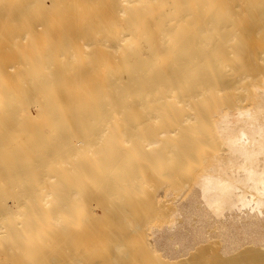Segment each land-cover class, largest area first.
Masks as SVG:
<instances>
[{
  "label": "bare ground",
  "instance_id": "1",
  "mask_svg": "<svg viewBox=\"0 0 264 264\" xmlns=\"http://www.w3.org/2000/svg\"><path fill=\"white\" fill-rule=\"evenodd\" d=\"M254 36H264V0H0V264H64L63 259L66 264H147L144 251L142 254L136 247L118 244L121 240L116 239L115 228L106 235L104 232V238L100 237L106 225V222L100 223V215L104 212L97 219L100 222H96L102 233L95 235L96 239L93 237L95 232L98 233L96 225V231L91 230L94 232L89 235L88 224L93 220L91 214L95 213L91 209L89 212L85 203L78 200L76 203L82 195L79 197L78 193L70 192V188L68 190L63 185L67 181L74 184L81 173L89 172L87 167L78 168L68 163L72 157L75 162L77 155L72 146L84 139L68 144L67 138L79 139L87 126L90 127L85 131L88 137H103V128L113 123L121 125L123 131L120 130L117 139L123 138L124 144L126 137H132L134 127H129L133 129H130V137L129 129L125 132L126 127L122 125L130 120L126 115L135 112L144 115L142 124H134L135 130L140 126L153 130L150 139L141 140L139 131L134 134L137 139L141 138L137 141L134 137L140 146H133L137 143L131 138L133 149L139 147V153L157 145L163 138L167 144L152 154L161 161L164 156L168 161L170 157L176 159L177 169L197 160L192 145L199 140L204 142L205 154H208L189 185L190 191L174 200L173 211L169 210L172 213L170 221L168 217L165 220L167 213L161 211V218L158 215L157 218L164 217L169 222L161 225L163 221L158 218L161 226L153 227L150 223L148 247L162 259L160 262L188 264L191 256L194 260L196 251L213 244L216 249V244L220 252L218 249L214 251L213 246L209 251L211 256H214L212 252H218L220 258L215 256L220 263L225 259L234 260L235 264H264V60H261L264 57L257 58V63L252 62V57L253 64H248L243 61L244 52L236 49L239 37L243 42ZM167 54L172 62L162 69L157 68ZM226 62L232 63L233 67L227 71L228 75L223 76L219 70ZM185 83L193 86L188 92H204H200L201 95L209 90H220L217 86L226 88L225 91L234 88L235 99L227 97L223 107H202L203 110L199 103L202 111L196 116L185 112L180 114L176 109L178 103L190 108L191 98L186 92L180 95L181 99L177 97L176 103L172 99L169 105L156 104L151 96L153 90L165 96ZM196 95L193 93L192 98ZM197 117L199 123L196 126L200 124L201 127L199 136L192 137L198 129L193 133L191 123V136L178 135L180 138L170 140L176 131L173 130L175 126L189 124ZM160 119L159 124H154ZM29 126L35 129L28 130ZM120 147L117 145L116 148ZM120 151H111L115 154L114 165H119ZM155 158L151 162H156ZM87 164L89 166V161ZM126 165L131 172V165ZM151 170H156L155 174L159 171L158 167ZM160 171L163 172L162 168ZM170 171L162 175H168ZM159 174L156 178L162 180ZM115 178L118 181L120 177ZM125 179L120 182H126ZM117 181L108 183L109 188L103 189L104 194L119 186ZM123 186L126 187V183ZM168 188L163 189L166 192ZM172 195L168 198L170 202ZM144 201L142 205L145 207ZM165 201L160 200L166 205ZM153 203L150 201L151 205ZM78 209L80 213L76 212ZM76 214L84 224L80 223L79 231ZM118 217L119 211L105 210L104 219L113 222ZM135 222L129 221L128 227L133 225V230ZM143 229L146 228L143 226ZM78 232L81 233V252L86 253L82 245L86 248L90 244V250L81 255L79 243L74 247L79 252L73 251L72 257L67 252L64 257L63 248L72 249ZM85 234L86 241L89 238L90 242L100 238L104 241L99 240L101 244L98 241L101 246L96 241H87L88 244L84 245L82 237H86ZM129 236L124 235L131 241ZM133 241L139 243L134 237ZM205 252L206 255H202L210 258Z\"/></svg>",
  "mask_w": 264,
  "mask_h": 264
},
{
  "label": "rangeland",
  "instance_id": "2",
  "mask_svg": "<svg viewBox=\"0 0 264 264\" xmlns=\"http://www.w3.org/2000/svg\"><path fill=\"white\" fill-rule=\"evenodd\" d=\"M240 21V20H239ZM33 34V33H32ZM39 34H44V32H40ZM45 34H48V33H45ZM50 34V33H49ZM240 36V35H239ZM253 39V40H252ZM264 36L262 37V36H260V37H256V36H254V38H251V39H249V40H247V39H245V41H241V39H240V37H239V39H237V47H236V49H238L239 51H242V52H244V53H242L243 54V61L244 62H247L248 64H253V63H257L258 62V59L257 58H259V59H261V57H264ZM253 42L255 43V46H253L254 44H253ZM246 43V44H245ZM260 43V44H259ZM263 43V44H262ZM260 46H259V45ZM262 44V45H261ZM244 45V46H243ZM244 48H243V47ZM254 47V48H253ZM255 47H257V48H255ZM263 47V48H262ZM243 48V49H242ZM185 49V48H184ZM189 49V48H188ZM252 49V50H251ZM258 50V51H257ZM261 50V51H260ZM247 51V52H246ZM249 52V53H248ZM253 54V55H252ZM255 54V55H254ZM260 54H261V56H260ZM263 54V55H262ZM247 55V56H246ZM170 55L169 54H167L166 55V57L158 64L159 66L157 67V68H160V69H162L163 67H165L168 63H170V62H172V59H170L171 58V56L169 57ZM249 56H251L250 58H249ZM252 57H253V59H252ZM168 58V59H167ZM256 59H257V62H256ZM253 60V61H252ZM261 60H264V58H262ZM253 63H252V62ZM260 61V60H259ZM165 62V63H164ZM226 64V65H225ZM225 64H223V65H225V66H223L222 65V67L220 68V75H228V72L227 71H229L232 67H233V65H232V63H230V62H226ZM225 67H226V69H225ZM230 67V68H229ZM226 70V71H225ZM225 73V74H224ZM164 81H162V83H163ZM182 83V82H181ZM180 83V84H181ZM205 86H207V85H205ZM181 88V89H180ZM180 88H175V89H173V90H171V93H169V94H166L165 96H166V98H165V96L164 95H162L161 96V94L159 95V93L157 92V91H155V90H153V91H151V96L154 98V100H156V104H159V105H169L170 103H172V101H173V103L175 102V100L176 101H178V98L179 99H181L180 98V95L181 94H184L185 95V92H186V94H189L190 96V104H189V107L190 108H188V107H185V106H183V104H181L180 105V103H178L177 105V107H176V109H178V112L181 114H192V115H198L202 110H203V108L204 109H206L207 107H214V106H220V107H223L225 104H226V102H224L223 103V101L225 100V99H227V97H228V99L230 98L231 100H233V99H235L234 97H235V94H236V92H235V89L234 88H230V89H227L228 91H225L226 90V88L224 89V87H221V86H217V88L218 89H220V90H215L214 89V91L212 92V91H208V92H205V95L203 94V95H201L202 93H204V92H202V91H198V93H195V92H193V91H190V92H188L189 90H191L192 88H193V86H190V84L189 83H185V85L183 86V87H180ZM177 89H179V90H177ZM184 89H185V91H184ZM221 89H222V93L220 92L221 91ZM233 89V91H231ZM177 90V91H176ZM224 90V91H223ZM175 91V92H174ZM217 91V92H216ZM197 92V91H196ZM200 92H202L201 94H200ZM219 92V93H218ZM174 93V94H173ZM192 93V94H191ZM193 93L194 94H198V95H196V97L195 96H193V98H194V101H193V98H192V95H193ZM214 93H216V94H214ZM172 94V95H171ZM200 94V95H199ZM211 94V95H210ZM169 95H171L170 97H169ZM213 95H215V96H213ZM224 95V96H223ZM225 95H226V97H225ZM173 96V97H172ZM188 96V95H187ZM198 96H200V97H198ZM206 96H207V98H206ZM216 96L218 97V98H216ZM230 96H233V97H230ZM156 97H157V99H159L160 101H158L157 99H156ZM177 99H176V98ZM221 97L223 98V99H221ZM162 98H164V99H162ZM168 98V101H166V99ZM171 99V101H169L170 99ZM196 98H198V99H196ZM208 98H210V99H208ZM173 99V100H172ZM199 100V101H198ZM207 101V103L206 102H203V101ZM210 100V101H209ZM212 100V101H211ZM164 101H166V102H164ZM191 102H193V104L191 103ZM176 103V102H175ZM195 103V104H194ZM199 103H200V105H199ZM203 103L204 104H206L205 106L203 105ZM214 103V104H213ZM196 104H197V107H195L196 106ZM208 104V105H207ZM195 105V106H194ZM201 106L200 108L202 109H200L199 108V106ZM213 105V106H212ZM185 107V109L183 108V107ZM192 106H194V110H193V107ZM203 107V108H202ZM206 107V108H205ZM182 108V109H181ZM196 108V109H195ZM183 110V111H182ZM191 110V111H190ZM200 111V112H199ZM185 112V113H184ZM197 112H198V114H197ZM139 114V113H138ZM136 112L134 113V115H126V117L127 118H129L130 120H129V122L128 123H126V124H124V125H122L123 126V128H125L126 127V129H124V131L126 132V130L128 131V129H129V133H128V136H132L133 138L135 137H137V136H135L134 134L136 133V132H138L139 131V133L142 135V138L143 139H141V138H138L139 140L141 139V140H145V139H150L151 137H152V135H153V130H152V128H150V127H145V126H140V128H139V126L138 127H136V128H139V130H135V126H136V124L138 125H140V124H142V122L144 121V115L143 114H140V115H138ZM132 116H133V118H132ZM135 118V119H134ZM194 119V118H193ZM160 121H161V119L160 120H157V121H155L154 122V124H156V122H157V124H159L160 123ZM192 121V120H191ZM196 121V122H195ZM195 121L193 120L192 122H189V124H188V122L186 123V124H184V125H181L180 127H174V129L173 130H176V131H174V134L172 135V137H171V139L170 140H173L174 138V141L176 140V139H178V138H180V137H182V135L183 136H185V134L186 135H192L197 129V131L195 132V134H193L192 135V137L193 136H199L200 134H199V129H201V127L199 128V126H200V124H198V126H196L197 125V123H199L198 121H199V119H198V117L197 118H195ZM196 124H195V123ZM191 123H193L192 125L193 126H191V127H193V133H190V132H192V129L189 127L190 126V124ZM134 124H135V126H134ZM195 124V125H194ZM126 125V126H125ZM131 125H133V126H131ZM186 125L188 126V127H186ZM119 126V127H118ZM131 126V128L132 127H134L133 129H131V128H129ZM106 127V126H105ZM128 127V128H127ZM144 127H145V129H144ZM88 128H90V127H85L84 128V130H82L83 131V134L81 135V137L79 138V139H77V138H73V139H71V138H67V141H68V144H74V143H76V142H78L81 138L82 139H84L82 142H79L80 143V145H79V143H76V144H74L72 147H75V150H76V156H75V162H74V158L72 157V158H70V160L68 161V163H70L71 165H74L75 164V166L76 167H78V168H81L82 166L83 167H87L88 169H89V172L86 174H80V176H79V179L77 180V182L76 183H71V181H67V182H65V184H63V185H65V187H67L68 188V190H69V188H70V192H75V193H78V195H79V197L81 198V199H79L78 198V195H77V198L78 199H76V203H78L77 202V200L78 201H81V202H83V203H85V205H86V209H87V207H88V209H89V212H90V209H91V211L92 212H94L95 214H91V216H92V218H93V220H90L91 221V223H89L87 226H88V230H87V233L89 234V235H91V234H93V232L94 231H96L95 230V227L94 226H96L97 225V223H98V221L99 220H97L98 218H99V215L101 214V213H105V210H106V212L109 210V211H115L116 213L119 211V217H118V219L117 220H115V221H111V220H107L106 218L104 219V213L102 214V215H100L101 216V222L100 223H105L106 222V225L104 224V228H102V231H103V229H104V231H103V233H102V231H100L99 232V230H101V228H99V230H98V227H101L100 225H97L96 226V229L98 230V233H94V236L93 237H95V239L97 238V236H95V235H97V234H101V236L100 237H102V238H104L105 236H104V232H105V235L107 234V232L108 233H110L109 231H111L113 228H115V229H113V230H116L115 232H117L118 233V235H116V239L117 240H121L118 244H122L123 246H126V247H133V248H135L136 247V249L137 250H139L142 254H143V252L142 251H144V254H143V256H145V258H146V260H145V262L147 263V264H155V262H156V264H164V261H162V262H160L162 259L158 256V255H156V253L155 252H153V250L150 248V246L148 247V245H150L149 244V240H148V231H149V229L153 226V227H159V226H161V225H163V223L164 222H166V223H164V225H166L169 221H170V216L172 215V213L171 212H169V210H171L172 209V204H173V202H174V200L175 199H180L179 197L181 196V197H184L185 195L183 194V193H188V191H190V183H193V180H194V177L195 176H197V169H198V167L200 166V165H202L204 162H205V160L207 159V157H208V154H205L206 152H205V145H204V142H202L201 140H199V141H197V142H195L194 143V145H192V148H193V150H196V153H195V155H194V157H196L195 158V160L196 161H193V163H189L188 165H186L185 166V168H183L182 167V169H177L176 168V163H175V160L174 159H171V157L169 158V161H168V158L166 157V156H164L165 157V159L163 160V161H161L160 159L159 160H157V156H154L152 153H157L158 151H161V148H163V146H165L167 143H165L166 141H164V139L162 138H160V140H159V142H160V144H159V142L157 143V145L155 144V145H152L150 148L148 147V148H146V149H144V150H142L140 153L138 152V149H139V147H136V150L135 149H133L134 147L133 146H135V145H139L140 146V144H138L136 141H135V138L133 139L131 136V138L134 140V142L135 143H137V144H133L134 142L132 141V142H130L132 139L131 138H125V139H127V141L129 140V143H127V141L126 142H124V144L122 143V140L121 139H123V138H121V139H117V136L119 135V132H120V130L121 131H123V129L121 128V125H115V124H113V123H111V124H109V125H107V128H103V129H105V130H103V129H101V130H103V137H98L97 138V136L94 138V137H88L89 135H88V133H86L85 131H87V129ZM114 128H115V132H113L114 131ZM121 128V129H120ZM188 128H190V129H188ZM28 130H33V129H35V128H33L32 126H29L28 128H27ZM98 129V128H97ZM130 129H131V131H130ZM180 129H181V131H180ZM90 130H94V129H90ZM112 130V131H111ZM144 130V131H143ZM190 130V131H189ZM105 131V132H104ZM135 131V132H134ZM130 132H131V134H130ZM143 134H142V133ZM145 132V133H144ZM186 132V133H185ZM117 133V134H116ZM130 134V135H129ZM138 134V133H137ZM136 134V135H137ZM197 134V135H196ZM102 135V134H101ZM141 135L139 136L138 135V137H141ZM144 135L146 136V137H144ZM177 135V136H176ZM178 135H180V137L178 136ZM85 137V138H84ZM108 138V139H107ZM94 139H97L98 141H99V139H100V142H98L97 140H95L94 141ZM103 139V140H102ZM110 139H111V141H110ZM137 139V138H136ZM138 139H137V141H138ZM116 140H118L117 142H115ZM140 140V141H141ZM94 141V142H93ZM97 141V142H96ZM102 141V142H101ZM106 141H108L107 143H104V142H106ZM170 142H172V141H170ZM84 143V144H83ZM86 143L88 144V145H86ZM91 143H93L92 144V146L90 147L89 145L91 144ZM96 143V144H95ZM121 143V144H120ZM129 144V145H127V144ZM163 143V144H162ZM100 144V145H99ZM106 145V147H105V145ZM132 144H133V146H132ZM165 144V145H164ZM201 144V145H200ZM85 145V146H84ZM96 145V146H95ZM111 145V146H110ZM115 145H116V147H117V145H118V147L119 146H121L120 148H116L115 147ZM127 147H126V146ZM161 145H163V146H161ZM190 145V146H191ZM80 148H78V147ZM88 146L91 148V150H90V148L88 149ZM94 146V147H93ZM198 146V147H197ZM105 147V148H104ZM110 147V149H108V150H106L107 148H109ZM156 147H158V148H156ZM214 147V146H213ZM126 148V149H125ZM132 148V150H130ZM215 148V147H214ZM79 149V150H78ZM88 149V150H87ZM115 149H120L121 151H120V155L121 156H119V160H118V162H119V165L117 164V165H114L113 163H115L116 161L114 160V155L115 154H113L111 151H114ZM128 150H130V152H128ZM135 150V151H134ZM87 151H89V152H91L90 154L89 153H87ZM101 151H103V152H101ZM108 151V152H107ZM109 151H110V153L111 154H109ZM149 151V152H148ZM79 152V153H78ZM83 152H84V154H83ZM85 152H86V156H85ZM93 152V153H92ZM100 152V153H99ZM108 154H107V153ZM136 152H138V153H136ZM126 153H128V154H126ZM129 153H131V155L129 154ZM133 153L134 154H136V155H134L133 156ZM146 153V154H145ZM151 153V154H150ZM126 154V155H125ZM138 154V155H137ZM93 156V157H91V159H89V160H87L88 158H90V156ZM97 155V156H96ZM112 156H113V158H112ZM125 156V157H124ZM80 157V158H79ZM95 157V158H94ZM121 157V158H120ZM123 157V158H122ZM132 157H137V158H132ZM156 157V158H155ZM163 157V158H164ZM169 157V156H168ZM94 158V159H93ZM139 158V159H138ZM149 158V159H148ZM153 158V159H152ZM154 158H155V161L157 162V164H156V162H151V160H153L154 161ZM167 158V159H166ZM81 159V160H80ZM86 159V160H85ZM147 159V160H146ZM94 160H95V162H94ZM146 160V161H145ZM168 161L169 163H167L166 161ZM88 161H89V166H88ZM151 163H153V165H151V167H150V162ZM85 162H86V164H85ZM148 162H149V164H148ZM160 164H159V163ZM166 162V163H165ZM84 163V164H83ZM95 163V164H94ZM136 163V164H135ZM164 163V164H163ZM81 164V165H80ZM94 164V165H93ZM126 164H129V165H131V167H132V170H131V172H128V169H127V165ZM135 164V165H134ZM170 164V165H169ZM192 164H193V166H192ZM65 164H63L62 165V167L64 168V169H66L67 168V166H64ZM87 165V166H86ZM92 165H93V167H94V169L92 168ZM144 165H147V166H145V168H143V170H141L140 169V167L141 166H143L144 167ZM160 165V166H159ZM172 165V166H171ZM112 166H114V167H112ZM123 166H126V168H124ZM137 166H139V167H137ZM162 166V167H161ZM164 166V167H163ZM165 166H166V168H165ZM188 166V167H187ZM191 166V167H190ZM110 167H111V169H110ZM137 168V169H135V168ZM154 167H156V169H157V167H158V170L159 171H157V174H158V172L160 173L159 175L163 178L162 180H164L165 182H166V184H163V181L161 180V178L159 177H157L156 178V176H157V174H155L156 172V170L154 171V170H151V168L152 169H154ZM162 168V171L163 172H161L160 171V169ZM170 167H171V169H170ZM173 167H175V168H173ZM196 167V168H195ZM74 168V167H73ZM90 168H92L91 170H90ZM121 168H123V169H121ZM142 168V167H141ZM147 168V169H146ZM164 168V169H163ZM110 169V170H109ZM125 169H127V171H125ZM146 169V170H145ZM169 169V170H168ZM175 170V174H172L173 172H174V170ZM62 171H63V169H61ZM76 170H78L77 168H76ZM124 170V171H123ZM166 170V171H165ZM171 170V171H170ZM173 170V171H172ZM178 170H179V172H178ZM79 171H80V169H79ZM110 171V172H109ZM122 171V172H121ZM167 171H170L169 173H168V175H166L167 174ZM177 171V172H176ZM81 172V171H80ZM126 172H128V174L126 175H124V174H122V173H126ZM154 172V173H153ZM190 173L189 175H188V173ZM192 172V173H191ZM108 173H109V176H108ZM148 173V174H147ZM163 173H166L164 176L162 175ZM180 173V174H179ZM63 174V173H62ZM117 174H118V176L121 178L122 176L124 177L123 178V180L122 179H118V176H117ZM120 174H122V175H120ZM155 175V176H154ZM170 175V176H169ZM173 175H175V176H173ZM181 175H183V176H181ZM64 176V175H63ZM62 176V177H63ZM107 176H108V178H107ZM153 176V177H152ZM187 176V177H186ZM115 177H117V179H118V181L116 180V178ZM125 177L127 178V179H125ZM138 177L140 178V180H138ZM145 177V179H147V180H143V178ZM106 178H107V180H106ZM156 178V179H155ZM124 179H125V181L126 182H124V183H126V187L125 186H123L124 185V183L123 182H120V181H124ZM157 179H159V181L157 180ZM174 179V180H173ZM193 179V180H192ZM86 180V181H85ZM133 180V181H132ZM135 180L137 181L136 182V184L134 183L135 182ZM167 180V181H166ZM171 180V181H170ZM184 180V181H183ZM95 181H96V183H95ZM116 181H117V183L119 184V186H117V187H119L121 190H119V188H117V187H115V188H113L112 190L113 191H111L110 193H105L104 194V192L105 191H103V189L105 188V187H107V188H109L108 187V183H113V182H115L116 183ZM154 181V182H153ZM169 181V182H168ZM192 181V182H191ZM64 182H62V183H64ZM80 182L81 183H83V186L80 184ZM130 182V183H129ZM150 182V183H149ZM155 182H156V184H155ZM171 182V183H170ZM61 183V184H62ZM132 183H133V185H132ZM169 183V186H167V184ZM175 183H177V184H175ZM184 183V184H183ZM129 184H131V185H129ZM159 184V187H157V185ZM173 186H172V185ZM63 185H61V187L62 188H65V187H63ZM67 185V186H66ZM71 185V186H70ZM164 185V186H163ZM178 185V186H177ZM192 185V184H191ZM128 186V187H127ZM147 186H149V187H147ZM153 186H155V188H153ZM160 186H162V187H160ZM82 187H84V188H82ZM156 187H157V189H156ZM164 187H166V188H170V190H169V188H168V190L165 192L164 190H166V189H163ZM86 188H87V190L89 191H87L86 190ZM126 188L128 189V188H130V189H128V190H126ZM76 189V190H75ZM94 189V190H93ZM153 189V190H152ZM155 189V190H154ZM172 189V190H171ZM138 190V191H137ZM82 191H84V192H82ZM154 191H156V192H154ZM169 191V193L170 194H172L173 193V198H172V196H171V202H170V200H168V198H170V194H168L167 192ZM172 192V193H171ZM80 193H82V194H80ZM89 193V194H88ZM151 195H150V194ZM166 193V194H165ZM185 193V194H186ZM92 194H93V196H92ZM109 194V195H108ZM124 194V195H123ZM158 194H159V197H158ZM88 195H90L91 197H89ZM105 195V197H103ZM96 196H97V198H96ZM100 196V199L98 200V197ZM151 196H153V197H151ZM158 198H156V197ZM161 196H163V198L161 197ZM88 197L90 198V200H88ZM139 197H140V199H139ZM144 197L148 200H145L144 199ZM149 197V198H148ZM150 197H151V199H150ZM161 197V199H159ZM153 198V199H152ZM83 199V200H82ZM92 199V200H91ZM94 199V200H93ZM96 199V200H95ZM142 199V200H141ZM156 199V200H155ZM167 200V201H165L164 203H166V205L165 204H161V202H163L164 200ZM104 200V201H103ZM122 200V201H121ZM140 200V201H139ZM146 202H145V201ZM151 201V203H153V204H155V202H156V204H155V207L153 206V204L151 205L150 204V201ZM160 200H161V202H160ZM173 200V201H172ZM86 201L88 202V204L86 203ZM90 201V202H89ZM99 201V202H98ZM102 201H103V203H102ZM133 201H134V203H133ZM138 201V202H137ZM143 201H144V203H145V205L147 206H143L144 204H143ZM153 201V202H152ZM93 202H95V203H93ZM142 202V203H141ZM158 202H160L159 204H158ZM167 202H169V203H167ZM100 203V204H99ZM93 204V205H92ZM105 204V205H104ZM116 204V205H115ZM133 204H135V205H137V207L135 206V208H137V210L134 208V206H133ZM143 204V205H142ZM149 204V205H148ZM164 205V206H161V205ZM103 205V206H102ZM114 205V206H113ZM149 206V207H148ZM159 206H161L162 208H165V209H163L162 210V208L161 207H159ZM94 207V208H93ZM98 207V208H97ZM100 207V208H99ZM143 207V208H142ZM151 207V208H150ZM166 207H169V209L167 210L166 209ZM97 208V209H96ZM109 208V209H108ZM126 208V209H125ZM133 209L132 211H131V209ZM145 208V209H144ZM148 208H149V210H148ZM99 209H101L102 210V212L99 210ZM143 209V210H142ZM156 209H158V212H157V210ZM161 209V210H160ZM77 210V209H76ZM80 209H78V211H76L77 213L79 212L80 213V211H79ZM135 210V211H134ZM146 210H148V211H146ZM167 212H166V211ZM126 211H128V212H126ZM151 211V213H149ZM161 211H164L165 213H167L166 215H169V216H166L165 215V213L163 214V215H165L164 217L166 218V217H168V219H169V221H165V220H168L167 218L165 219L164 217H162V219L160 220V216L162 215V213H160ZM171 211H173V210H171ZM155 212H156V214H155ZM168 212H169V214H168ZM159 213V214H158ZM161 214V215H160ZM123 215V218H124V216L126 217V215H128L127 217H126V219L124 218V220H123V218L121 217ZM144 215V216H143ZM155 217H154V216ZM157 215L160 217H158L159 218V221L160 222H162L161 223V225H160V222L158 223V218H157ZM62 217H64V216H62ZM76 222H77V225H78V230L77 231H79L80 230V223L81 224H83L82 223V221H81V218H79L80 217V215H78V214H76ZM90 217V216H89ZM149 217H151V218H149ZM154 218H155V220H154ZM136 219V220H135ZM165 219V220H164ZM64 221H65V219H63ZM121 220V221H120ZM125 220L127 221L126 223H125ZM153 220L155 221V222H153ZM157 220V221H156ZM129 221L130 222H132V221H138V223L137 222H135V223H133V224H135L134 225V227H133V230H132V226L133 225H131V227L129 226L128 227V224H131V223H129ZM97 222V223H96ZM115 222V223H114ZM117 222V223H116ZM145 222H146V224H148L149 226H147L146 224H145ZM152 222V223H151ZM92 223H94V224H92ZM99 223V224H100ZM128 223V224H127ZM150 223H151V225L152 226H150ZM153 223H154V225H153ZM158 223V224H157ZM116 224V225H115ZM118 224V225H117ZM146 226H145V225ZM84 225V224H83ZM109 225H111V227L112 228H110V226ZM114 225V226H113ZM121 225V226H120ZM124 225V227H127L126 229L128 230L129 228H131L130 229V231L128 230H126L125 228H123L122 226ZM126 225V226H125ZM157 225V226H156ZM159 225V226H158ZM92 226H93V229H92ZM105 226H106V228H105ZM116 226V227H115ZM143 226H144V228H146L147 229V232H145L144 233V231H146V229H143ZM102 227H103V225H102ZM107 227H109V228H107ZM150 227V228H149ZM90 228V229H89ZM118 228V229H117ZM111 229V230H110ZM121 230V232H120V230ZM82 231H83V229H81ZM91 230H94L93 232L91 231ZM108 230V231H107ZM113 230L111 231V232H113ZM138 231H140V232H138ZM81 232V231H80ZM89 232H92V233H89ZM120 232V233H119ZM123 232V233H122ZM127 232V233H126ZM134 232V233H133ZM86 233V234H87ZM122 233V234H121ZM129 233V234H128ZM78 234V236H76V238H77V243L75 242V244H72L71 245V247H72V249L69 247L68 249L70 250V251H72V252H70L69 250H66L65 249V247L63 248V250H62V255L65 257V255L67 254L68 255V253L67 252H69V257H72L73 255H72V253H73V251H78V249L77 248H74V247H78V244L81 242L82 243V240H79L80 239V237H81V233L79 234V232L77 233ZM85 234V236L86 237H82V238H84L83 240H85V241H83V244L85 243V242H90V239L92 238L91 236H89L88 234V237H91V238H89V240H87L86 241V239L88 238L87 237V235ZM99 234V235H100ZM120 234H121V237H120ZM123 235V236H122ZM124 235L126 236H128V235H131V236H129V238L131 237L132 238V240H133V237H134V239H137V241L139 242V243H135V241H133L132 242V240L130 241V239H127V237H126V239H125V237H124ZM146 235V236H145ZM133 236V237H132ZM73 237V236H72ZM79 237V238H78ZM99 237V236H98ZM99 237V238H100ZM118 237H119V239H118ZM141 237H143V239L141 238ZM145 237V238H144ZM102 238H100L99 240H102V241H104V239H102ZM123 238V239H122ZM141 238V239H140ZM74 239V238H73ZM93 240L94 239H92L91 241L93 242ZM99 240H95L96 242H97V245H99V246H101L100 244L102 243V242H100ZM126 240V241H125ZM141 241V244H140V241ZM93 242V243H96V242ZM98 241H99V243L100 244H98ZM128 241V242H127ZM146 241V242H145ZM92 242H90V243H92ZM81 243L79 244V246L81 245ZM86 244H88V243H85L84 245H86ZM129 244V245H128ZM133 244H136V245H133ZM146 246L145 248H144V245ZM76 245V246H75ZM88 245H90V244H88ZM88 245H86L87 247L85 248V246H83L82 245V248H83V251H85L84 249H86V253H88L87 251L88 250H90L89 248H88ZM92 245V244H91ZM95 245V244H94ZM93 245V246H94ZM96 245V246H97ZM140 245V247H138ZM213 246V247H212ZM212 246H208L209 248L210 247H212L213 248V250L215 251L216 249H218V247H217V245L215 244V246H216V249H214V244L212 245ZM89 247H91V246H89ZM80 250V254L81 253H84V252H81L82 250H81V246L80 247H78ZM142 248V249H141ZM202 248H204V247H202ZM209 248H207V246L202 250H198V251H196V253H194V254H196V255H194L195 256V258H199V261L197 260V259H195L194 258V260L196 261V263H195V261L193 260V258H192V256H191V258H189L188 260L190 261H188L187 260V262L186 263H188V264H204L205 262H206V260L207 261H210V260H212V261H210V262H212L213 264H219L220 262H218L217 260L220 258L219 257V255H218V252L216 253V252H212L213 254H214V256L212 255L211 256V252L209 251ZM75 249H77V250H75ZM88 249V250H87ZM144 249V250H143ZM208 249V251H206ZM211 249V248H210ZM147 250V251H146ZM206 252H208V256L210 257V258H208V257H206V256H203V255H206V254H204V252L205 251ZM212 250V249H211ZM65 251V252H64ZM78 251V252H79ZM150 251V252H149ZM204 251V252H203ZM218 251H219V249H218ZM148 252V253H147ZM205 252V253H206ZM220 252V251H219ZM65 253V254H64ZM86 253H84V254H86ZM210 253V254H209ZM70 254H71V256H70ZM74 254H76V253H74ZM79 254V253H78ZM77 254V255H78ZM79 254V255H80ZM203 254V255H202ZM76 255V256H77ZM79 255L77 256V257H79ZM82 255V254H81ZM215 255H217L218 256V259H216L217 257L215 256ZM193 256V257H194ZM204 257V258H203ZM205 257H206V260H205ZM144 258V257H143ZM200 258H202V259H200ZM209 259V260H208ZM223 259V258H222ZM65 260L66 259H63V262L62 263H64V264H66V262H65ZM159 260V261H158ZM191 260H193V262L191 261ZM203 260H205V261H203ZM217 261V262H216ZM224 262H222V260H221V263L220 264H235L234 263V260H223ZM229 261V262H228ZM160 262V263H159ZM192 262V263H191ZM208 263V262H206L207 264H212V263ZM227 262V263H226ZM182 264H185V263H182Z\"/></svg>",
  "mask_w": 264,
  "mask_h": 264
}]
</instances>
